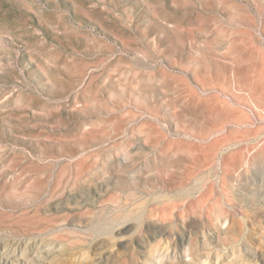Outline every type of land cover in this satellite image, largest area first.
<instances>
[{
  "label": "rangeland",
  "instance_id": "1",
  "mask_svg": "<svg viewBox=\"0 0 264 264\" xmlns=\"http://www.w3.org/2000/svg\"><path fill=\"white\" fill-rule=\"evenodd\" d=\"M0 264H264V0H0Z\"/></svg>",
  "mask_w": 264,
  "mask_h": 264
}]
</instances>
